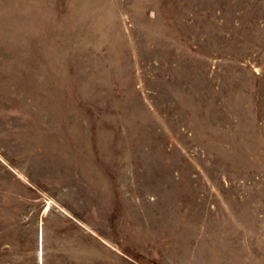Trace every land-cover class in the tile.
<instances>
[{
	"label": "rangeland",
	"instance_id": "1",
	"mask_svg": "<svg viewBox=\"0 0 264 264\" xmlns=\"http://www.w3.org/2000/svg\"><path fill=\"white\" fill-rule=\"evenodd\" d=\"M0 264H264V0H0Z\"/></svg>",
	"mask_w": 264,
	"mask_h": 264
}]
</instances>
